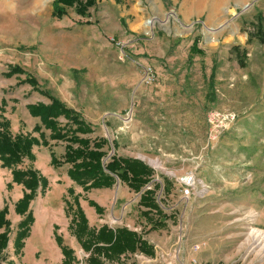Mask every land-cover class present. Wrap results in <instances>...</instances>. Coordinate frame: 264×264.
<instances>
[{
    "label": "rangeland",
    "instance_id": "1",
    "mask_svg": "<svg viewBox=\"0 0 264 264\" xmlns=\"http://www.w3.org/2000/svg\"><path fill=\"white\" fill-rule=\"evenodd\" d=\"M53 1L0 0V57L13 62L26 55L29 62L41 54L56 73H63L59 62L79 71L87 95L95 90L111 117L102 126L110 139L105 161L114 154L141 157L153 180L169 185L160 204L170 208L169 219L149 234L163 252L158 247L147 260L125 254L122 264H229L223 250L194 252L193 246L239 233L237 264H264V249L252 237L264 229L258 221L264 208V0H97L89 21L75 7L54 18ZM196 39L204 56L190 59ZM189 173L208 192L185 202L178 180ZM140 196L131 192L128 218L139 216L134 228L149 232L150 221L138 213ZM182 223L184 253L178 249ZM9 231L0 264H22L17 229Z\"/></svg>",
    "mask_w": 264,
    "mask_h": 264
},
{
    "label": "crops",
    "instance_id": "2",
    "mask_svg": "<svg viewBox=\"0 0 264 264\" xmlns=\"http://www.w3.org/2000/svg\"><path fill=\"white\" fill-rule=\"evenodd\" d=\"M86 16H88L86 21L92 18L90 10ZM64 25L68 24L65 23ZM32 57L35 63H31ZM25 58L26 55H23L21 58L20 56L15 57L13 62H9L7 59L0 57V125L8 127L13 137L22 135L37 140L36 145L32 147V158L23 159L20 164L23 169L19 168L20 165L18 166L21 171H34L38 180L36 196L24 214L17 212V204L26 193H30V190L24 184L14 182L13 169L4 168L0 160V211L7 208L6 219L11 223V231L14 227L17 229L14 243L17 233L20 231L21 222L29 214L33 218L28 235L22 240V248L18 253L21 255L22 264H63L65 260L69 264H78L80 259H85V262L81 261V264H88L91 250L87 251L83 248L82 243L74 233V226H71V221L78 215V207L87 219L89 229L97 232L103 226L112 229L126 227L147 240L154 247L155 255L158 254V247L163 252L162 247L153 243V239L149 236L150 229L153 226L152 223L147 221L151 224L149 232L134 228L137 220L140 219L139 216L128 218L133 205L132 200L128 199L131 192L134 191L116 175L103 170L101 176L102 174L104 176L106 174L110 175L115 181L109 186L90 188L93 180L75 181L69 176V170L73 168L72 164L53 165V156L63 161L68 146L73 149L83 148V145L70 141L73 137L89 142L88 150L94 149L95 143L106 141L101 150L107 153L106 147L108 148L110 139L103 133L102 126L105 125V122L110 124L111 117L106 116L109 113L105 112L103 103L97 101L95 90H93L91 97L87 95L86 85L84 86L76 78L79 77L80 73L75 68L69 69L64 63L59 62L58 69H63V73H56V68L51 67L49 63L45 64L41 54L30 55L29 62H26ZM10 63L16 64L11 66ZM16 65L23 72L10 75L11 68ZM44 65L45 67H43ZM37 67L40 69H37ZM29 79H32L33 82H29ZM51 98L58 99L73 111L70 118L60 116L56 119V125L52 128L45 125L42 119L39 116H34L30 110L31 106L50 105L52 103ZM73 118H76L79 124L73 122ZM78 127L80 130L77 129ZM75 131L80 132L75 134ZM57 134H64L65 138L58 139ZM117 156L121 155L118 154ZM43 178L46 179L45 182L41 181ZM8 187L11 190H8ZM119 204L122 207H119ZM139 207L142 211L149 210V208L140 205ZM169 210L170 208L164 209V213L167 214ZM108 211H110V219L106 217ZM142 211H138V213H142ZM154 212L152 211L151 217ZM258 215V221L264 225V208L261 209ZM115 220H117V223L127 220L128 225L122 224L120 226L114 222ZM181 227L184 229L183 223L179 229ZM4 230L2 228L0 232ZM260 230L264 231V229ZM239 235L241 233L231 234L216 243L205 241L206 245L203 248L207 247L211 251L215 249L218 251L223 250L228 253L225 257L226 262L237 264L235 258L240 250L236 238L240 237ZM57 236L62 238L63 246L73 251L72 256L65 257L57 241ZM183 242L178 247L181 253H184ZM219 246H222L220 250ZM137 253L142 256H138ZM128 254H133L131 257L134 256L138 259L146 258L145 260H147L150 258L149 255L141 252ZM120 259L109 262L102 258V261L105 264H122L124 258L121 257ZM151 260L155 261L154 258H151ZM148 263L152 264L150 260H148Z\"/></svg>",
    "mask_w": 264,
    "mask_h": 264
},
{
    "label": "trees",
    "instance_id": "3",
    "mask_svg": "<svg viewBox=\"0 0 264 264\" xmlns=\"http://www.w3.org/2000/svg\"><path fill=\"white\" fill-rule=\"evenodd\" d=\"M116 1L121 2V0ZM96 2L97 0H54L52 3V16L62 19L67 15L69 8L75 7L77 14L85 17L90 8L96 5ZM198 43V39H196L192 44L189 52L190 59H193L197 55L204 56V51L198 48ZM12 72H22V69L17 67ZM29 82L32 83L33 80L29 79ZM51 99L52 103L50 105L39 104L31 106L30 110L34 116H39L45 125L52 128L56 125V119L60 116L70 118L73 111L68 109L58 99ZM73 122L79 124L76 118H73ZM56 137L63 139L65 135L57 134ZM70 141L83 145V148L78 147L77 149H73L71 146H68L64 160H58L53 156L52 163L55 166L66 163L72 164L73 168L69 170V176L75 181L93 180L90 188L112 185L115 179L107 175L106 171L116 175L135 193H141L143 188L153 179L154 170L139 159L121 157L115 154L109 161L105 162L107 153L102 151L101 148L104 147L106 141L95 143L94 149L90 150H88L89 147L87 146L89 142L87 141L74 137ZM36 143L37 140L29 136L18 135L13 137L8 127L0 125V160L3 163L2 165L3 167L13 169L14 182L24 184L30 190V193H26L17 204V212L20 214L27 212L31 201L35 198L38 180L37 174L34 171H21L16 166L20 165L24 158H32V147ZM103 170H105L104 174L106 176L100 175ZM45 180V178L41 179L42 182H45ZM165 182H167L166 178ZM155 186V189H160L159 183H156ZM167 190L169 191V185L165 184L164 191ZM155 195V191L145 190L141 193L139 201L141 207L149 208L148 211H142V215L152 223L153 226L150 231L165 227L166 220L169 219L157 202ZM77 211L78 215L72 220L74 233L82 243L83 248L87 251L91 250L89 264H105L102 258L112 262L119 260L122 255L136 252L154 256V247L137 232L131 231L126 227L112 229L108 226L101 227L97 232L93 231L89 229L88 221L79 207ZM152 211H156L155 213L158 215L157 219L151 217ZM7 213V208L0 211V229L5 228V232L0 234V251L7 246L9 241L11 223L6 219ZM32 222L33 218L30 214L21 222L20 231L17 233L15 241L17 250L22 248V240L27 237L30 229L29 226ZM57 241L62 246V239L59 236H57ZM62 250L66 258L73 255V251L67 249L65 246H62ZM63 264H69V262L65 260Z\"/></svg>",
    "mask_w": 264,
    "mask_h": 264
},
{
    "label": "built area",
    "instance_id": "4",
    "mask_svg": "<svg viewBox=\"0 0 264 264\" xmlns=\"http://www.w3.org/2000/svg\"><path fill=\"white\" fill-rule=\"evenodd\" d=\"M113 41H115V39H113ZM118 44L121 45V43H118ZM122 48L124 49L123 46H122ZM146 77H147L146 80L148 82H151L154 80V75L152 73V69L146 68ZM212 117H213V115H212ZM211 138H212V136H211ZM105 162H107V161H105ZM156 183L160 184L161 182L159 181V179H155V180L152 179V181L148 185L153 184L154 186L150 185L146 190H153L156 192L157 191L155 189ZM178 184L181 188L182 200H184L185 202H189L195 196H199V197L204 196L208 192V186L202 180L198 179L193 173H189L188 175L180 178L178 180ZM160 187H161V190L159 192H156V195H155V198L159 204H161V200H162V198H164V196H163L164 195L163 184L160 185ZM141 193H139V194H141ZM179 234H180L179 241H182L183 237H184V229L182 227L179 230ZM205 245H206V242L195 244L193 246V251L194 252L201 251ZM194 263H196V261H194Z\"/></svg>",
    "mask_w": 264,
    "mask_h": 264
},
{
    "label": "bare ground",
    "instance_id": "5",
    "mask_svg": "<svg viewBox=\"0 0 264 264\" xmlns=\"http://www.w3.org/2000/svg\"><path fill=\"white\" fill-rule=\"evenodd\" d=\"M147 25L153 26V22L149 21L147 22ZM150 163L156 168L161 167V164L159 161H150ZM252 237L256 241L257 245L261 246L262 249H264V231L255 230L253 231Z\"/></svg>",
    "mask_w": 264,
    "mask_h": 264
},
{
    "label": "water",
    "instance_id": "6",
    "mask_svg": "<svg viewBox=\"0 0 264 264\" xmlns=\"http://www.w3.org/2000/svg\"><path fill=\"white\" fill-rule=\"evenodd\" d=\"M137 159H140V160L144 161L143 159H141V157H139V158H137Z\"/></svg>",
    "mask_w": 264,
    "mask_h": 264
}]
</instances>
